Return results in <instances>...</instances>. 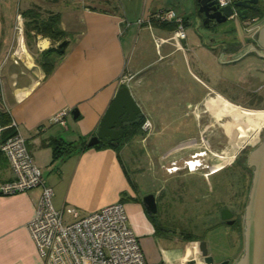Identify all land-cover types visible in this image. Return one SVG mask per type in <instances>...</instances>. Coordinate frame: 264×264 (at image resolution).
<instances>
[{"label": "crops", "instance_id": "0c3cea01", "mask_svg": "<svg viewBox=\"0 0 264 264\" xmlns=\"http://www.w3.org/2000/svg\"><path fill=\"white\" fill-rule=\"evenodd\" d=\"M109 1L0 0V109L3 111H0V121L4 128L9 127L12 119L17 122L35 165L42 169L44 182L53 190L52 205L61 211L64 223L72 220L70 208L77 209L82 215L107 204L121 202L127 215V224L139 240L147 264H203L194 241L171 232L163 225L162 228L155 227L143 204V196L138 191V182L130 177L123 160L127 159L125 157L132 159L136 153L128 149L127 142L117 150L111 147L85 149L53 163L50 142L55 138L78 141L95 134L102 115L117 89L123 85L122 77L130 74L133 78L127 86L140 107L142 119V131L133 139L145 134L142 125L148 121L151 131L145 139L151 144L153 155H167L173 161L189 159L191 155L188 153L206 149L198 148L197 144H207L208 141L201 137L203 130L198 132L200 137L194 135L180 144L171 140V121H161L157 109L146 108L156 95L155 88L158 85L154 76L160 71V68L152 71L150 68H154L153 64L165 61L170 74L174 71L170 66L177 61L187 64L189 75L200 80L201 87L205 89L204 99L191 102V106L194 104L191 109L194 112L192 120L177 127H215L216 134L222 136L224 115L217 116L218 111L224 113V107L220 108L222 100L225 107L230 108V114L240 109L253 110L227 99L220 91L216 90L215 96L208 95V84L196 71L216 75L212 74L211 67L215 64L219 50L224 51L221 53L223 57L227 56L226 62L233 58L240 59L241 54L250 53H242L247 42L257 37L254 33L246 34L247 42H244L243 35L240 38L237 32L223 33L225 30L212 28L214 24L205 26L197 11L196 0H142L141 12L130 13L129 16L126 9L120 11L115 6H105ZM33 3L44 4L59 13L60 27L67 34L64 52L47 74L36 63L26 42L24 44V19L21 12ZM161 9H172L182 17L185 38L176 39L175 21L161 23L153 17ZM129 19L132 22H127ZM237 19L244 24V18ZM18 25L22 26L21 34L16 28ZM262 26L264 16L257 24L258 31ZM206 29H210L209 34ZM143 33L150 34L151 42L157 48V57L145 63L141 61L143 54L137 51ZM146 39H141L142 45ZM50 46L51 41L40 35L32 42L34 51H43ZM259 56H264V53H259ZM250 59L244 56L232 61L233 65L238 66L246 63V67L238 73L248 75L250 66L254 67ZM256 64L264 67V61L260 59ZM262 72L264 69H261ZM166 85L167 81L160 83V87ZM63 108H70L65 116V125L53 122L52 117ZM73 110H77L75 117ZM210 111L215 114L211 115L215 124H208L204 119ZM253 122L256 123L253 129H257L264 124V117H254ZM218 129H221L220 133ZM183 144L189 146L176 150V146ZM238 151L240 148L235 152ZM222 166L211 163L210 168L214 172ZM11 178L13 172L9 162L0 153V180ZM157 191L159 189L153 193ZM40 194L41 186L8 195L0 194V264H43V257L28 229ZM233 255L234 252H231V258ZM236 261L230 260L229 264H235Z\"/></svg>", "mask_w": 264, "mask_h": 264}, {"label": "rangeland", "instance_id": "374dc122", "mask_svg": "<svg viewBox=\"0 0 264 264\" xmlns=\"http://www.w3.org/2000/svg\"><path fill=\"white\" fill-rule=\"evenodd\" d=\"M142 2V0H110L105 6H115L120 11L126 9L129 16L130 13L141 12ZM129 20L127 22H132ZM212 28L225 30L223 33L229 32V34L230 31L237 32L240 38L243 35L244 40L247 39L245 36L247 33L244 31L245 25L236 17L229 18ZM209 30L206 29L207 34L210 33ZM142 38H147L144 45L141 43ZM151 39L150 34L143 33L140 36L137 51L143 54L141 57L143 63L157 57V48ZM16 47L17 44L13 50ZM25 48H27L26 45ZM248 50L251 48L247 46L246 51ZM222 52L224 51L217 52L215 64L211 67L212 74L216 75H206L198 71L196 74L208 84V95L214 94L215 96V91H220L227 99L247 105L249 107L246 109L253 111L240 109L239 112H231V114L225 109H223L224 113L218 111L217 116L224 115V134L222 136L216 134L217 128L215 127L206 129L179 128L178 124L192 120L194 112L191 109L194 104L191 106V102L204 99L205 89L201 87L200 80L189 75L187 64L183 62L177 61L173 66L169 65L170 69L173 67L174 70L170 74L165 61L153 64L154 68H150V71L160 68V71L154 76L158 86L155 88L156 95L146 108L157 109L161 121L166 119L171 121L170 131L173 135L171 140L176 144L183 143L181 141L188 140L194 135L200 137L198 132L203 130L201 137L206 138L208 143L197 144V146L202 149L206 148V155H202V158L199 157V166L192 171L188 170L184 159L173 161L168 159L167 155H153L151 144L145 139L146 134L151 131L150 128H147L142 137L127 142L128 149L136 153L132 159L128 160V157H125L127 161L123 160L130 177L137 180V188L142 196L159 189L153 194L157 195H155L156 215L160 225L162 224L175 234H193L198 238H205L215 261L229 259L231 252H234L235 255L232 257L234 259L231 258L233 262L238 259L244 249V236L241 229H244L243 212L247 203L251 171L249 168H244L243 162L247 153L253 149L251 147H255L258 137L264 133V126L253 129L256 125L253 122L254 117L257 118L259 115L264 117V111L260 112V110H264V107L260 106L264 105V72L261 73L256 64L259 57L254 52L243 55V57L252 58L250 62L254 64V67L250 64V71L246 76L238 73L246 67V63H240L239 66L233 65L232 61L241 58H233L230 62H226L227 56L223 57ZM177 57H179L178 54ZM163 81H167L166 87H160V83ZM251 106L255 107L250 108ZM210 112H207V117L204 119L208 124H215L214 118L211 116L213 112ZM230 122L233 123L230 124ZM248 127L251 128L249 131ZM220 130L218 129L219 133ZM242 130L248 131L247 134H244ZM252 130L253 132L250 133ZM229 139L231 140L229 141ZM185 146H189V144L176 146V150ZM192 147L195 145L192 144ZM238 148L240 151L235 152ZM211 163L223 164V166L219 171L212 172ZM172 167H176L175 170H171ZM225 207L231 208L236 213L239 219V229L238 225L236 226L237 222L228 225L220 221V210Z\"/></svg>", "mask_w": 264, "mask_h": 264}, {"label": "built area", "instance_id": "2783aa9c", "mask_svg": "<svg viewBox=\"0 0 264 264\" xmlns=\"http://www.w3.org/2000/svg\"><path fill=\"white\" fill-rule=\"evenodd\" d=\"M234 1L237 0H219V3L226 5ZM153 17L159 21H175L176 39L185 38L183 19L174 10L161 9ZM256 21L253 17L245 19V29L250 31L257 27ZM16 28L21 34L22 26ZM132 78L133 75H124L121 83L128 85ZM69 111L70 108L61 109L52 121L65 125V116ZM149 125L148 121H144L142 128L146 130ZM9 126L16 132L1 141L4 127L0 124V152L7 158L13 178L0 180V194L8 195L41 186L36 212L28 222V229L43 257V264H147L140 242L127 224L121 202L110 203L82 215L77 209L70 208L72 220L64 223L61 211L52 205L53 190L44 182L42 169L35 165L17 122L12 119ZM197 154L195 152L184 160L189 171L199 166L200 156Z\"/></svg>", "mask_w": 264, "mask_h": 264}, {"label": "water", "instance_id": "95a60500", "mask_svg": "<svg viewBox=\"0 0 264 264\" xmlns=\"http://www.w3.org/2000/svg\"><path fill=\"white\" fill-rule=\"evenodd\" d=\"M257 0H237L226 5H220L219 0H196L197 11L205 26L210 23L216 25L227 19L246 18L247 8ZM258 34L264 35V26ZM60 47V45H59ZM77 114V110L72 112ZM140 114V107L133 98L127 85H121L106 111L102 115L95 134L91 135L86 146L91 147L100 141L117 142L124 133L123 124L133 121ZM246 163L253 167L251 184L248 191L247 203L243 212L244 249L235 264H264V133L259 143L246 155ZM143 204L148 213L157 212L156 198L153 193L142 197ZM221 220L233 223V212L225 207L219 213ZM202 258L203 264H228L225 259L219 263L209 253L208 242L203 239L194 241Z\"/></svg>", "mask_w": 264, "mask_h": 264}, {"label": "trees", "instance_id": "16d2710c", "mask_svg": "<svg viewBox=\"0 0 264 264\" xmlns=\"http://www.w3.org/2000/svg\"><path fill=\"white\" fill-rule=\"evenodd\" d=\"M21 15L24 19L23 26H24V36H25L26 45L34 55L36 63L47 74L54 68L56 62L62 56L67 44V39H66L67 34L60 27L59 13L53 12L48 7L41 5L39 3H33L30 7L23 10L21 12ZM252 16H256V17L264 16V4H262L257 9L253 10L250 13V17ZM160 22L167 23V21H160ZM38 35L47 38L51 41V46L48 49L43 51H34V49L32 48V42L37 38ZM0 111L2 110L0 109ZM141 123H142V119H141V115H139L133 121L123 124L122 127L124 129V133L117 142L100 141L91 147L86 146V142L88 138H80L78 141H64L60 138L52 139L50 142L52 147L51 163L62 160L73 153L85 149L111 147L117 150L119 149V146L132 140L137 134L141 133L142 131L140 128ZM0 124L2 127H4L1 121ZM15 132L16 131L13 127L9 126L8 128H3L1 132V141H4L6 138L13 135ZM243 166L245 169L249 168L251 171L250 173V184H251L253 167L247 166L246 157L244 159ZM156 213H149V216L151 217L152 221H154V225L156 228H162V224L160 225V221ZM183 236L192 241L199 239L193 234H188V235L186 234Z\"/></svg>", "mask_w": 264, "mask_h": 264}, {"label": "flooded vegetation", "instance_id": "af4514ba", "mask_svg": "<svg viewBox=\"0 0 264 264\" xmlns=\"http://www.w3.org/2000/svg\"><path fill=\"white\" fill-rule=\"evenodd\" d=\"M262 4H264V0H257V2L256 3H251L250 4V6L247 8V15H246V18H244V19H247V18H250V13L253 11V10H255V9H257L258 7H260ZM253 18H256L257 19V21H256V26H257V24L260 22V18L261 17H256V16H252ZM210 24H212V23H210ZM247 34H249V33H251V34H253L254 33V35H255V37H257L255 40L254 39H250L248 42H247V40H244V42H247V45L245 46V48L243 49V51H242V53L244 54L245 52L246 53H248L249 51H250V53H252V52H254V54H258L257 56L259 57V59H260V61H264V56H262V57H260L259 56V53H264V35H262V34H258V27H254L252 30H250V31H248V30H244ZM231 33H232V31H230ZM249 45V46H248ZM251 45V46H250ZM250 47L251 48V50H248V51H246V47ZM243 56H242V54L240 55V58H242ZM259 69L261 70V69H264V67H259ZM261 107H264V105H260ZM140 115V114H139ZM138 115V116H139ZM137 116V117H138ZM261 126H264V124H261L257 129H259ZM261 140V136L260 137H258V141L255 143L256 145L259 143V141ZM255 145V146H256ZM199 152H201V153H199ZM199 152H196V153H198L197 155H206V151L204 150V151H199ZM155 198H156V196H155ZM232 212H233V223H231V224H234V223H236V226L238 225V229H239V219H238V217L236 216V213L234 212V210H232L231 208H229ZM220 221L221 222H223V223H225V224H228L227 223V220H221L220 219ZM231 224H228V225H231ZM243 230V229H242ZM240 231V230H239ZM199 239H202V238H199ZM239 258V257H238ZM223 260H225V259H223ZM223 260H220V261H215L214 260V262L215 263H219V262H221V261H223ZM229 260V263H230V258L228 259ZM228 263V264H229Z\"/></svg>", "mask_w": 264, "mask_h": 264}, {"label": "bare ground", "instance_id": "6f19581e", "mask_svg": "<svg viewBox=\"0 0 264 264\" xmlns=\"http://www.w3.org/2000/svg\"><path fill=\"white\" fill-rule=\"evenodd\" d=\"M22 45H23V44H22ZM18 47H19V46H18ZM23 48H24V47H23ZM22 51H23V50H22ZM24 53H25V52H24ZM220 100H221V99H220ZM220 103H221L220 107H222V108L224 107L223 109H225V111H228V112L230 113V108H227V106L225 107V105H226L225 102L222 100ZM222 104H223V105H222ZM225 124H227V123H225ZM248 124H249V123H248ZM228 125H229V124H228ZM230 128H231V127H230ZM249 129H251V128L248 127V131H249ZM248 131H247V132H248ZM240 132H241V131H240ZM242 132H243L244 134H247V132H245V131H243V130H242ZM235 139H237V138H235ZM238 140H239V139H238Z\"/></svg>", "mask_w": 264, "mask_h": 264}, {"label": "clouds", "instance_id": "9594fccd", "mask_svg": "<svg viewBox=\"0 0 264 264\" xmlns=\"http://www.w3.org/2000/svg\"><path fill=\"white\" fill-rule=\"evenodd\" d=\"M200 156V158H202V155H199Z\"/></svg>", "mask_w": 264, "mask_h": 264}]
</instances>
